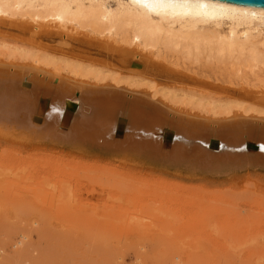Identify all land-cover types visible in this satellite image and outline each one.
Wrapping results in <instances>:
<instances>
[{"label":"bare ground","instance_id":"obj_1","mask_svg":"<svg viewBox=\"0 0 264 264\" xmlns=\"http://www.w3.org/2000/svg\"><path fill=\"white\" fill-rule=\"evenodd\" d=\"M0 27L6 29L0 31V128L122 156L142 155L203 175L264 171V165L253 163L255 155L207 151L195 143L201 133L180 132L167 116L129 119L121 141H115L108 129L114 113L124 110L119 103L98 113L102 97L95 104L82 97L75 112L64 108L75 90L84 96L112 87L156 99L179 118H264V108L257 105L221 104L242 91L248 98L260 95L257 104L264 105V8L218 0H0ZM103 69H166L157 72L165 84ZM196 69H216L221 77H196ZM27 109L43 115L41 125L20 117ZM164 127L174 138L161 143L153 135ZM153 139L163 155L146 153ZM12 175L0 173V181ZM26 239L22 234L12 246Z\"/></svg>","mask_w":264,"mask_h":264},{"label":"rangeland","instance_id":"obj_2","mask_svg":"<svg viewBox=\"0 0 264 264\" xmlns=\"http://www.w3.org/2000/svg\"><path fill=\"white\" fill-rule=\"evenodd\" d=\"M103 70L165 84L166 69ZM240 92L221 104L264 108ZM137 156L0 128V173L14 174L0 181V264H264V171L203 175Z\"/></svg>","mask_w":264,"mask_h":264},{"label":"water","instance_id":"obj_3","mask_svg":"<svg viewBox=\"0 0 264 264\" xmlns=\"http://www.w3.org/2000/svg\"><path fill=\"white\" fill-rule=\"evenodd\" d=\"M237 5H246L252 7L264 8V0H218ZM56 83V82H55ZM27 84H24L26 86ZM82 97L87 100L97 103V99L102 97L103 107L98 113H102L109 103H119L124 110L117 111L110 119L109 129L113 132L114 140L121 141L124 133L126 132V126L129 119L149 117L155 121L157 118L167 116L175 122V127L182 132L188 130L190 132H199L201 137L198 136L195 139V143L200 145L212 153H218L219 151H231L239 154H252L255 155L253 163L255 165H264V118L254 116H239L236 119H225V121H209L206 122L203 118L187 119L185 117L179 118L177 115L172 116L169 108L161 104L158 100H152L149 97L143 98L133 96L127 93L123 88L113 89L112 87H97L90 91H86L84 96L80 95L78 90H75L71 98L65 99L64 108L70 113L78 110L82 103ZM59 105V103H58ZM25 111V112H24ZM20 117L28 120L33 125L39 126L43 121V115L41 113H30L24 110ZM23 115V116H22ZM157 134L153 135L155 140L159 142H170L174 138L173 131L162 128L157 129ZM205 136H207L205 138ZM153 139V141H154ZM228 139L235 140L236 143L231 144ZM151 149L146 153L154 155L153 153L162 154L157 150L156 142L150 144Z\"/></svg>","mask_w":264,"mask_h":264}]
</instances>
